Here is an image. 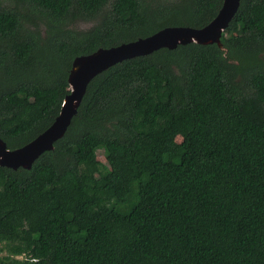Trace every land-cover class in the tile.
Here are the masks:
<instances>
[{
    "label": "trees",
    "instance_id": "obj_1",
    "mask_svg": "<svg viewBox=\"0 0 264 264\" xmlns=\"http://www.w3.org/2000/svg\"><path fill=\"white\" fill-rule=\"evenodd\" d=\"M222 2L0 0V138L53 122L76 56L201 28ZM220 40L116 63L52 150L0 166V264H264V0Z\"/></svg>",
    "mask_w": 264,
    "mask_h": 264
},
{
    "label": "water",
    "instance_id": "obj_2",
    "mask_svg": "<svg viewBox=\"0 0 264 264\" xmlns=\"http://www.w3.org/2000/svg\"><path fill=\"white\" fill-rule=\"evenodd\" d=\"M240 0H223L216 16L201 28L166 26L143 38L108 48H99L90 54L76 56L68 75L70 91L64 97L60 111L53 122L25 145L8 149L0 138V166L30 169L33 162L45 151L52 150L60 139L86 91L88 83L99 73L125 59L145 56L160 48L175 49L179 44L216 43L222 48L221 36L238 9Z\"/></svg>",
    "mask_w": 264,
    "mask_h": 264
},
{
    "label": "rangeland",
    "instance_id": "obj_3",
    "mask_svg": "<svg viewBox=\"0 0 264 264\" xmlns=\"http://www.w3.org/2000/svg\"><path fill=\"white\" fill-rule=\"evenodd\" d=\"M93 23L91 22H85V21H77L74 24V27L77 29H86L89 28ZM178 140V137H177ZM97 161L100 165H106V159L104 157V153L101 149L97 151Z\"/></svg>",
    "mask_w": 264,
    "mask_h": 264
}]
</instances>
